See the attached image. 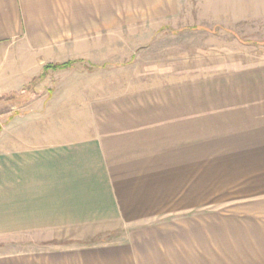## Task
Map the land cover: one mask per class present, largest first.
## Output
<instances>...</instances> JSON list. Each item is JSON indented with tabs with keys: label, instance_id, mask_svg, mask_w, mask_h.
<instances>
[{
	"label": "crops",
	"instance_id": "crops-1",
	"mask_svg": "<svg viewBox=\"0 0 264 264\" xmlns=\"http://www.w3.org/2000/svg\"><path fill=\"white\" fill-rule=\"evenodd\" d=\"M108 29L109 0H0V243L73 240L0 264H264V63L114 89Z\"/></svg>",
	"mask_w": 264,
	"mask_h": 264
},
{
	"label": "rangeland",
	"instance_id": "rangeland-1",
	"mask_svg": "<svg viewBox=\"0 0 264 264\" xmlns=\"http://www.w3.org/2000/svg\"><path fill=\"white\" fill-rule=\"evenodd\" d=\"M101 43L103 52L104 47L108 51L102 79L114 89L263 64L264 0H109V29ZM5 110L0 105V112ZM3 119L2 113V124ZM120 235L100 231L90 240L111 241ZM17 238L0 243V253L73 242L61 238L37 243L35 234Z\"/></svg>",
	"mask_w": 264,
	"mask_h": 264
},
{
	"label": "trees",
	"instance_id": "trees-1",
	"mask_svg": "<svg viewBox=\"0 0 264 264\" xmlns=\"http://www.w3.org/2000/svg\"><path fill=\"white\" fill-rule=\"evenodd\" d=\"M69 63H63V64H54V65H47L46 68L54 67V68H62L67 66Z\"/></svg>",
	"mask_w": 264,
	"mask_h": 264
}]
</instances>
